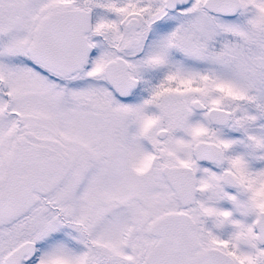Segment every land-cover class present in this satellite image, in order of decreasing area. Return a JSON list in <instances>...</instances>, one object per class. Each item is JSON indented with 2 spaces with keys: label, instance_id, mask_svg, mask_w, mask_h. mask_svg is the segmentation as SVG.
Here are the masks:
<instances>
[{
  "label": "snow or ice",
  "instance_id": "snow-or-ice-1",
  "mask_svg": "<svg viewBox=\"0 0 264 264\" xmlns=\"http://www.w3.org/2000/svg\"><path fill=\"white\" fill-rule=\"evenodd\" d=\"M0 264H264V0H0Z\"/></svg>",
  "mask_w": 264,
  "mask_h": 264
}]
</instances>
